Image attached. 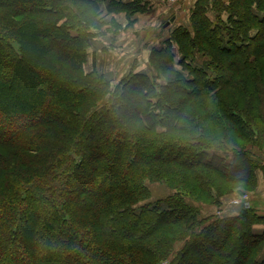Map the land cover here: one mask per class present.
<instances>
[{
	"label": "trees",
	"instance_id": "obj_1",
	"mask_svg": "<svg viewBox=\"0 0 264 264\" xmlns=\"http://www.w3.org/2000/svg\"><path fill=\"white\" fill-rule=\"evenodd\" d=\"M99 3L0 0V264H264V214L221 209L264 177V0H198L117 84Z\"/></svg>",
	"mask_w": 264,
	"mask_h": 264
},
{
	"label": "crops",
	"instance_id": "obj_2",
	"mask_svg": "<svg viewBox=\"0 0 264 264\" xmlns=\"http://www.w3.org/2000/svg\"><path fill=\"white\" fill-rule=\"evenodd\" d=\"M116 1H120L124 6L116 9L115 6H117V3H115V0L110 3L105 0H100L99 6L101 15L99 16V19L100 22H104V27L98 28L100 26L98 25L92 27V31L100 32L101 30H104V34L99 36L96 35L94 39H92L89 61H92L94 69H101L100 61L103 56L105 57V54H112V52L115 51L128 52L129 63L124 64L122 67L124 69L129 68L130 72L133 69H142L145 67L144 62L148 61L150 64V56L153 47L162 44L171 36V34H173L174 30H176L179 25L184 23H177V20H173L174 13H168L172 7L169 6L167 2L165 6L161 4V2L164 3L165 0ZM195 3L196 0H188V5L185 2L181 9L183 14L190 12ZM166 14L167 16H172V25H166V20H163L164 24L163 21H161ZM178 20L185 21L186 19ZM117 22L122 23L124 26V29H120L119 32H115L114 25ZM131 29L134 30L133 33H130ZM126 31H128L129 34H126ZM144 38H146V40H144ZM140 45H145L146 48L143 51L139 50ZM126 60L127 58L124 61ZM122 73L125 74V71ZM253 198L256 200H252V204H254L260 214H264V196L259 197L256 194ZM206 210L208 213H214L216 211L210 209V207H206L205 211Z\"/></svg>",
	"mask_w": 264,
	"mask_h": 264
},
{
	"label": "rangeland",
	"instance_id": "obj_3",
	"mask_svg": "<svg viewBox=\"0 0 264 264\" xmlns=\"http://www.w3.org/2000/svg\"><path fill=\"white\" fill-rule=\"evenodd\" d=\"M227 1V0H226ZM171 6L172 8L168 11V13L170 12H173L174 13V16H173V20H177L176 22H180V23H184V24H181V25H185L186 27H189L191 28L192 25H191V15H192V11L196 9V4L198 2V0H196V3L195 5L191 8L190 12H186L185 14H183V11L181 10L182 9V5L186 4L188 5V0H180V2H177V3H173L171 4L172 2L170 0H165L164 3L161 2L162 5L165 6V4ZM185 12V11H184ZM211 18L214 20V21H217V18L221 20L222 23H226L228 24L229 23V13L227 11H223L221 14H217L216 13V10L214 11L213 9H211V11L209 12ZM178 19H181V20H184L186 19L185 21H179ZM165 21L166 22V25H172L173 24V21H172V16L169 15L167 16H164L161 21ZM160 21V22H161ZM164 21H163V24H164ZM147 23V21H146ZM101 26L99 28H103L104 27V22H100ZM127 25V24H126ZM179 25V26H181ZM161 26V24H160ZM178 26V27H179ZM115 27V32L116 31H120V29H124V26L122 23H116L114 25ZM96 29V28H95ZM162 29H163V26H162ZM259 28H254L251 30V33L252 35H254L257 30ZM134 30L131 29L130 33H133ZM96 35H102L104 34V30H101L100 32H94ZM126 34H129L128 31H126ZM94 39V38H93ZM144 40H146V38H144ZM228 41H229V38H228ZM232 43V42H230ZM226 44V43H225ZM146 48V46H142L140 45L139 47V50H144ZM177 53V51H176ZM128 55L129 53L127 52H121V51H115V52H112V54H105V57L103 56L102 59H101V64H100V68L101 69H94L93 65H92V61H89V57L87 58V61L85 63V69L88 70V71H91V70H98V71H101L103 73H106L107 76L109 77V79H111V81H113V84H117V82H119L124 76L128 75L129 74V68H126L124 69L122 66H124V64H128ZM152 55V54H151ZM194 55L196 56V59L195 61L192 63L194 66L196 65H201L203 67H208V62H204L202 60V58L200 57V53L198 51H194ZM179 56V55H177ZM151 57V56H150ZM127 58L126 61H124L125 59ZM145 63V67L142 68V69H139L137 68V70H142V71H146L148 72L149 74H153L155 73V70L154 68L152 67L151 63L149 64L148 61L147 62H144ZM191 63V62H190ZM176 65H178L179 69H181L183 71V73L187 76L191 75L190 71H186L184 69H182L183 67H181L179 65V57H177L176 59ZM99 68V67H98ZM208 70V69H207ZM125 71V74H123L122 72ZM5 77H7V74L5 75ZM257 152L259 153V161L263 164L264 163V143L259 146ZM258 177H259V180H258V183H257V187L255 190H246V192L244 194L248 195L247 198H246V201L247 203L249 202L251 205L254 206V204H252V200H256L253 198L254 195L257 194V196L259 197H263L264 196V177H263V174L262 172H258ZM151 191H152V200L153 199H157V198H160V197H164V196H167L168 194L171 193V190L168 189V187L163 184V183H153L151 185H149ZM242 194V195H244ZM252 194V196H251ZM241 195V196H242ZM238 198V197H237ZM237 198H228L226 200L223 201L222 205V210L223 211H228L227 214L231 213V212H234V213H238L237 209L233 208L231 205L235 203V200ZM235 205V204H234ZM223 208H226V209H223ZM217 211V209H216ZM214 212V213H217V212ZM204 213H208L207 210L204 211ZM233 214V213H232ZM224 215V214H223Z\"/></svg>",
	"mask_w": 264,
	"mask_h": 264
},
{
	"label": "built area",
	"instance_id": "obj_4",
	"mask_svg": "<svg viewBox=\"0 0 264 264\" xmlns=\"http://www.w3.org/2000/svg\"><path fill=\"white\" fill-rule=\"evenodd\" d=\"M173 4V3H177V2H180V0H170ZM248 195L244 194L242 196H239L236 200H235V203L234 204H237V205H243V206H246V207H249L250 206V203L246 201V198H247Z\"/></svg>",
	"mask_w": 264,
	"mask_h": 264
}]
</instances>
